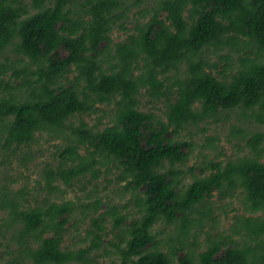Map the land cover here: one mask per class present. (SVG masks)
<instances>
[{
	"label": "trees",
	"instance_id": "obj_1",
	"mask_svg": "<svg viewBox=\"0 0 264 264\" xmlns=\"http://www.w3.org/2000/svg\"><path fill=\"white\" fill-rule=\"evenodd\" d=\"M0 0V53L12 48L38 69L33 80L24 71L20 94L0 95V139L5 157L29 148L38 134L47 133L66 144L56 168L43 172L49 196L61 197L74 181L90 175L100 177L103 166L113 165L124 192L131 193L139 218L123 227L127 216L112 207L95 216L101 207L96 200L90 210V226L84 241L89 245L63 249L67 224L75 212L73 202L47 198L28 206L24 189L0 191V206L7 217L0 235L13 232L18 257L10 264H94L92 254L103 245L107 217L113 218L117 242L110 241L122 264H173L172 253L161 250L153 232L158 223L174 226L182 249L194 226H200L210 210L201 206L213 192L242 188L253 213L264 211V134L248 140L251 154L226 163H211L209 174L194 176L183 187L181 169L192 152L188 142L175 141L188 125H197L236 108L261 111L264 123V0H161L147 23L136 25V33L116 45V69H103L104 44L125 9L120 0ZM81 4V13L72 6ZM141 1V0H140ZM117 10H121L117 14ZM162 12L166 17H160ZM187 14V16L185 15ZM125 28L124 25H120ZM237 54L241 67L231 79L220 80L206 70L204 50L210 47ZM64 52V54H63ZM185 63L184 77L172 91L164 84L168 74ZM74 67V68H73ZM0 75L5 67L0 65ZM75 71L69 85L62 81ZM138 71V73H136ZM0 80V87H3ZM6 89L15 88L10 82ZM146 89L156 97H167V121L139 110L138 95ZM97 104H115L113 124L95 130L86 123L69 122L77 115L97 111ZM81 148L85 154L80 153ZM29 154L21 163H29ZM165 162L169 169L163 170ZM193 171V170H192ZM204 173V172H203ZM56 197V198H57ZM26 201V202H25ZM199 212V219L194 215ZM234 233L246 230L250 241L229 245L217 238L197 256L198 264H264V219L246 218ZM181 250V249H177ZM195 252L179 257L180 264H196Z\"/></svg>",
	"mask_w": 264,
	"mask_h": 264
},
{
	"label": "rangeland",
	"instance_id": "obj_2",
	"mask_svg": "<svg viewBox=\"0 0 264 264\" xmlns=\"http://www.w3.org/2000/svg\"><path fill=\"white\" fill-rule=\"evenodd\" d=\"M120 1L123 7L119 9H125V11H123V16L120 19H116V25H113V29L110 32L112 43L110 46L103 45L105 49L102 57H100L103 69L108 73L116 69L115 66L118 61L115 57L116 45L126 42L131 34H135L137 24L142 25L148 22L153 15V9L159 7L161 0ZM27 2L30 1L27 0ZM82 2L80 1L79 4L76 3L72 6L74 14L81 13ZM120 11L117 10V14ZM185 15L187 16V14ZM160 17L165 18L166 13L162 12ZM122 24L125 28L120 27ZM231 54V59L226 58L224 56H227V50L216 49L213 46L204 50L202 56L207 64L206 70L220 80L231 79L232 75L242 65L238 56H236L237 54ZM0 65L6 69L5 73L0 75V80H3V87H0V95H8L9 93L18 95L22 92V89L26 92V87L19 89L20 84L25 79V70H28V75L31 79L36 80L38 78L34 76V72L38 67L30 63L22 55L14 53L12 48L0 53ZM185 69V63H181L178 69H173L168 74L169 78L164 81V84L174 91L177 88L176 80L184 77ZM76 74L73 70L62 83L69 85ZM8 82L15 88L11 92L6 89ZM138 100L140 111L153 113L157 118L167 121L165 111L168 100L166 96L158 98L144 89L138 95ZM96 108V112L89 115H77L69 122H72L75 126L86 123L95 130H104L112 126L115 104H97ZM260 111V107H257L255 111H244L236 108L223 112L218 117L211 118L207 122H200L197 125L191 124L178 133H172L175 141L188 142L192 146L188 161L181 166V169L186 172L183 187L192 183L194 176L209 174V167L212 162L226 163L231 159L251 154V150L247 145L248 140L254 134H264V123L256 118ZM1 144L2 140L0 139V191L4 186H7L12 191L24 189L28 206L43 204L47 198L59 203L63 201L73 202L72 206H74L75 212L66 226L67 231L63 240V249H78L90 244L89 241H84L85 232L90 226L91 220L90 217L85 215L86 213L92 215V212L85 210V207L98 199L101 200L102 204L100 211L95 215L96 217L109 211L112 207H116L121 214L127 216L123 227H127L132 221L140 217L138 208L134 204L133 195L131 193L125 194L124 186L126 182H120L119 171L113 165L110 170H107V166H103L100 177L97 179L87 175L78 181H74L71 187L61 185L66 193L59 198L57 197L59 194L51 197L45 188L46 182L43 178V172L46 168H56L60 163V153L66 145L63 140H55L47 133L38 134L36 142L31 147H22L18 150L16 156L7 158ZM261 149L262 158L264 159V142ZM80 153L84 155L85 149L81 148ZM27 154H29L31 160L26 164L21 163V160ZM169 168L170 164L165 162L162 169ZM199 208L201 210L203 208L210 210L211 214L203 219L200 226L196 225L192 228V235L188 237V242L185 244L184 249L177 242H172V239L176 238L174 226L158 223L153 228L157 240L160 241L161 250L169 255L172 251L176 254L173 257V264H180L178 258L185 256L188 252H195V261L198 264V254L204 251L209 245V241L215 238L229 245H233L232 241L235 242L234 245L238 246H242L244 243L250 244L249 239L245 235L246 230L243 229L241 235H237L234 233L235 227L236 229L239 227L238 222L242 219L258 217L264 219V211L251 212L250 204L246 200L242 188L231 192L216 190ZM198 213H195V219L200 218ZM5 217H7V214L0 206V223ZM105 228L102 248L92 254L94 264H122L116 249L110 245V241L117 242L116 235H124V233L114 230L112 217H107ZM12 236V231L0 235V264H10L18 257V253L14 252L17 246L11 240ZM171 245L174 247L173 250L170 248ZM24 264H31V261L27 260Z\"/></svg>",
	"mask_w": 264,
	"mask_h": 264
}]
</instances>
